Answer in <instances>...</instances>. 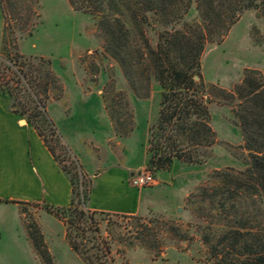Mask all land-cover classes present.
<instances>
[{
    "label": "rangeland",
    "instance_id": "obj_1",
    "mask_svg": "<svg viewBox=\"0 0 264 264\" xmlns=\"http://www.w3.org/2000/svg\"><path fill=\"white\" fill-rule=\"evenodd\" d=\"M191 1L187 14L174 26L162 25L152 13L145 15L144 24L136 25L118 17L124 27L122 43L128 69L111 56L95 21L73 10L68 0H0V50L4 41L12 62L16 55L15 66L9 61L0 63V85L13 91L27 115H32L36 99L24 92L27 83L17 70L29 75L27 79L34 85H46L43 110L49 127H43L44 138L61 166L75 168L78 180L84 183L77 190L86 196L91 179L85 178L75 155L79 154L81 161L90 159L86 153L95 158L100 172L110 153L126 155V146L136 142L148 148L161 91L152 78L149 61L141 57L139 35L155 49L161 33L179 29L181 23H200L195 0ZM246 72L264 79V18L256 10L243 12L221 40L207 42L203 48L200 83L215 138L212 147L202 150L206 160L202 164L174 161L160 172L144 166L142 171L152 173L161 192L154 195L159 197V205L142 214H92L87 200L80 206L93 215L97 232L93 236L92 228L85 231L78 224L74 239L83 245L81 249L92 264L207 263L209 252L201 241L199 226L217 222L224 215L214 210L217 202L212 205L208 198L195 195L199 188L209 190L213 172L245 168L247 153L232 114L237 101L230 95ZM61 108L64 117H60ZM15 115L21 126H31L27 118ZM77 132L81 139L95 134L92 143L84 146L76 140ZM69 133L75 137L74 153L63 141ZM8 187L4 194L17 196L21 191H15L18 186ZM32 194L42 198V203L0 201V264H43L28 238L29 231L41 235L52 264H85L68 246L64 221L48 209L56 207L48 199L43 202L37 189ZM99 197L100 193L94 192L93 199Z\"/></svg>",
    "mask_w": 264,
    "mask_h": 264
},
{
    "label": "trees",
    "instance_id": "obj_2",
    "mask_svg": "<svg viewBox=\"0 0 264 264\" xmlns=\"http://www.w3.org/2000/svg\"><path fill=\"white\" fill-rule=\"evenodd\" d=\"M75 11L89 17L106 38L111 56L121 66L130 69L126 63L127 53L122 43L123 23L118 17H125L132 25L146 22V14L158 16L164 26L179 24L191 6V0H68ZM195 11L200 23H181L179 29L161 33L155 49H151L140 33L141 57L149 61L152 78L160 91L158 116L149 130L146 168L160 172L174 162L202 164L206 157L202 150L215 143L214 133L209 126V113L203 100L200 57L207 42L221 40L239 16L249 10H256L264 18V0H195ZM0 63H13L6 53V46L0 50ZM43 63H41L42 65ZM21 75L27 83L22 87L29 98L36 99L32 115L20 108L13 91L7 85H0V92L11 99V111L27 118L29 124L42 139L45 147L57 162L53 149L44 138L43 127H49L44 113L47 88L44 84L34 85ZM47 75V73H46ZM15 76V73H14ZM197 78V79H195ZM19 83V81H18ZM20 84V83H19ZM44 85V86H43ZM7 86V87H6ZM37 87V89H35ZM43 88L39 91L40 88ZM231 99L237 101L232 110L234 124L238 127L247 153L242 171L226 169L215 171L210 177V188H199L195 196L208 198L217 207L214 210L224 215L217 222L200 225L201 241L209 252L206 264H264V79L258 73L246 72L233 89ZM38 119V124L35 123ZM62 172L69 176L72 198L67 208L49 207L50 213L64 221L65 237L70 249L85 264H92L83 251L81 243L74 239L78 224L84 230L97 232L92 219L80 208L88 196L77 188L84 183L78 180L75 168L68 169L57 162ZM76 198V199H75ZM104 214V213H100ZM94 227V228H93ZM95 236V235H93ZM28 238L43 264H52L43 247L37 231H29ZM96 238V237H95ZM94 238V239H95Z\"/></svg>",
    "mask_w": 264,
    "mask_h": 264
},
{
    "label": "crops",
    "instance_id": "obj_3",
    "mask_svg": "<svg viewBox=\"0 0 264 264\" xmlns=\"http://www.w3.org/2000/svg\"><path fill=\"white\" fill-rule=\"evenodd\" d=\"M60 117H64L63 110ZM94 135L91 132L88 137L81 139L77 132L76 140H81L87 146L92 143ZM74 138L71 133L62 138L73 153ZM126 147V155L110 153L105 168L100 172L96 170L99 161L95 158L86 153L90 159L81 161L79 154H74L85 178L91 179L87 195V205L91 212L137 215L159 205L156 204L159 197L154 195L161 192L160 185L142 190L129 185V180L143 172L142 169L147 164V147L138 142ZM84 151L86 152V147ZM8 186L11 189L18 186L15 191H21L17 196L4 194L10 189ZM33 189L41 193L43 202L48 199V203L56 208H67L70 205L72 186L69 178L61 171L35 130L29 125L21 126V121L11 111V99L0 92V201L42 203V198H36L32 194ZM94 192L100 193L99 199H93ZM111 201L115 203L110 204ZM9 206L15 208L13 204Z\"/></svg>",
    "mask_w": 264,
    "mask_h": 264
},
{
    "label": "built area",
    "instance_id": "obj_4",
    "mask_svg": "<svg viewBox=\"0 0 264 264\" xmlns=\"http://www.w3.org/2000/svg\"><path fill=\"white\" fill-rule=\"evenodd\" d=\"M129 185L134 189H145L156 185V179L150 171H143L129 180Z\"/></svg>",
    "mask_w": 264,
    "mask_h": 264
},
{
    "label": "water",
    "instance_id": "obj_5",
    "mask_svg": "<svg viewBox=\"0 0 264 264\" xmlns=\"http://www.w3.org/2000/svg\"><path fill=\"white\" fill-rule=\"evenodd\" d=\"M195 79H197V78H195Z\"/></svg>",
    "mask_w": 264,
    "mask_h": 264
}]
</instances>
